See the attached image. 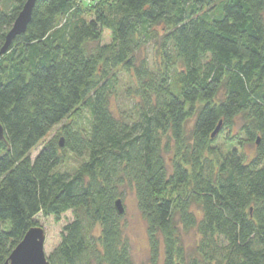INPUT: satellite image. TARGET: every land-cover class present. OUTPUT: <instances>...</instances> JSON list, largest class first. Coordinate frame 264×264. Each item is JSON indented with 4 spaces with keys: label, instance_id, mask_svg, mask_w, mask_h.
<instances>
[{
    "label": "trees",
    "instance_id": "16d2710c",
    "mask_svg": "<svg viewBox=\"0 0 264 264\" xmlns=\"http://www.w3.org/2000/svg\"><path fill=\"white\" fill-rule=\"evenodd\" d=\"M25 1L0 0V50ZM238 117L240 147L223 150ZM0 123V264L39 213L67 211L50 264H135L115 209L127 188L151 264H264V0H36L0 52Z\"/></svg>",
    "mask_w": 264,
    "mask_h": 264
},
{
    "label": "rangeland",
    "instance_id": "374dc122",
    "mask_svg": "<svg viewBox=\"0 0 264 264\" xmlns=\"http://www.w3.org/2000/svg\"><path fill=\"white\" fill-rule=\"evenodd\" d=\"M109 39V32L105 31L103 33V42H107L109 41ZM156 53V49L153 46H149L139 52L138 57L147 58L149 64L152 65V62L155 60ZM128 82V75L122 74L120 82V96L119 98L114 97L111 99L110 107L116 116H119L120 114L119 106L120 108L126 107V100L123 99V95L126 94V87L128 85ZM82 113L83 117L81 118L80 122L84 123L87 120L86 118L88 117V113L87 111H83ZM241 123L242 120L240 119V117H238L235 119V124L231 129H224L223 131H220L217 135L216 145L220 146L223 150L231 147L232 145L235 147H240V142L237 139L239 134L237 133L239 132ZM60 126L61 124L55 125L51 129V131H49L48 134L31 150V158H33L40 151V149L44 146V144H46L47 141L57 135L58 128ZM60 139L61 137L58 140ZM63 145L64 144L62 143V146ZM240 149L248 158L253 157L256 152L255 145L249 144L247 142H244L242 148ZM61 153L64 161L59 166V169L70 170L78 165L79 160L71 152L65 149L61 150ZM122 203L124 207V214L122 216L123 233L128 240L132 259L135 264H151L146 222L137 207L136 197L134 191L131 188L126 189ZM71 218L72 214L70 211L62 214L58 221H56L52 216H43L41 213H39L35 217L38 225L41 226L45 232L44 251L47 257L59 243L62 227L68 221H70ZM180 235L181 242L185 248V251L187 253L194 254L195 245L198 240V234L196 230L189 229L187 231H181Z\"/></svg>",
    "mask_w": 264,
    "mask_h": 264
},
{
    "label": "water",
    "instance_id": "95a60500",
    "mask_svg": "<svg viewBox=\"0 0 264 264\" xmlns=\"http://www.w3.org/2000/svg\"><path fill=\"white\" fill-rule=\"evenodd\" d=\"M36 0H26L21 10L12 23V26L5 35L4 44L0 52L7 50L12 39L26 29L31 18L32 8ZM220 127L216 126L211 136L214 137ZM4 138L3 127L0 123V140ZM259 139H256L258 144ZM62 146V142H59ZM115 209L119 215L124 214V207L120 198L115 200ZM45 232L41 226L30 227L23 235L22 239L11 250L9 256L2 264H50L44 251Z\"/></svg>",
    "mask_w": 264,
    "mask_h": 264
}]
</instances>
